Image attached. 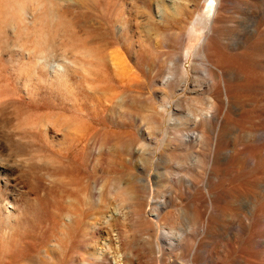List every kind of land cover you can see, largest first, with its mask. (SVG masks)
<instances>
[{
  "label": "rangeland",
  "instance_id": "obj_1",
  "mask_svg": "<svg viewBox=\"0 0 264 264\" xmlns=\"http://www.w3.org/2000/svg\"><path fill=\"white\" fill-rule=\"evenodd\" d=\"M215 3L0 0V264H114L116 245L126 264H150L154 239L157 264H186L207 246L186 219L196 200L208 215L209 189L192 193L184 176L209 177V149L181 134L204 131L195 112L209 107V74L192 64L207 29L195 22ZM220 7V29L237 31L264 0ZM174 60L186 85L166 83ZM196 74L207 79L198 94ZM240 94L237 130L220 135L229 156L217 170L212 255L264 264V88Z\"/></svg>",
  "mask_w": 264,
  "mask_h": 264
},
{
  "label": "bare ground",
  "instance_id": "obj_2",
  "mask_svg": "<svg viewBox=\"0 0 264 264\" xmlns=\"http://www.w3.org/2000/svg\"><path fill=\"white\" fill-rule=\"evenodd\" d=\"M215 1H216L215 5L211 6L208 11H202L198 14V17L195 22L196 28L207 29L205 36H203L204 39L202 43L198 46V48L195 51L196 55L195 54L194 55L196 57L194 58V62L192 64L193 70L205 68V70L209 74V75L206 74V76L207 75L209 76L208 77L209 107L201 108L199 113L195 112L196 115L195 118H197L196 121L199 123L201 122L204 125V131L202 134H200V132H195V131L184 132L181 134V137L184 138L186 143L191 144L197 142L198 140L199 141L201 140L202 144L209 149V153H207L208 151L206 152L208 154V156L206 155L208 159H205L207 161H206V165H204L208 169L207 175H209V177L204 178L202 180H198L197 178H194L189 175L184 176L185 188H187V190H192V189L198 190L201 187H205L206 189L207 188L209 189V198H207L208 197L207 194L205 195L207 196L206 199H209V202H207L209 203L208 215L206 214L207 210L203 209V206L206 205L203 204L202 206L201 202L198 203L197 200L196 201L194 200L195 202H193V204L195 205V207L193 206V209L191 208L192 209L191 212H188L189 214H187L188 219H186L190 221L189 227H192L194 230L196 228L201 229V232L203 233L201 234L202 235L201 237H206L207 235L209 236V242H207L209 245L207 244L206 247H202V248L199 245L196 248L193 247L194 251L192 252L193 254L191 256V260H190L191 263L187 260L188 262L186 264L188 263L212 264V263L222 262V260L219 258L218 260H215L214 256L212 255L213 249L215 247V241H213L212 238L215 235L217 228L219 227V224L214 217V212H215L214 210L217 209L214 200V195H216L217 187H219L218 181L220 180V174H218L217 170L219 169L218 168L219 164H222L221 161L225 162L229 156L226 149L220 146V135L221 133L231 134L234 129L237 130L236 128L238 127V124H236V120L235 119L230 120L229 115L232 114L231 112H233L237 116L244 115L242 110L244 109L245 102L241 98V94H240L241 91L247 88H252V89L264 88V72H262L260 69V66L262 64L264 66V28L262 29L260 25V23L264 21V10L258 11L256 12V14H251L250 17L247 16L246 19L243 20L244 24L241 29L235 31L227 27L226 30L223 31L220 29L218 25L220 18L221 0H215ZM224 38L227 39V42L230 44V48L228 47L229 48L228 50H226ZM173 62L175 66L174 70L171 71L172 72L171 76H169V78L166 77L167 80L165 79L167 85L170 81L177 78L178 79L180 78L182 83H185L186 85V83L189 80V71L185 70L184 73L182 72L183 74L181 73V75L179 76L178 73L179 71H177L176 69V61L174 60ZM200 79H201L200 75L196 74L195 78L192 81L190 92H194L197 94L201 92V90L204 88V84L203 82H200ZM201 80L206 81L207 79H205L204 77ZM175 120H177V118ZM178 121L184 123L180 120ZM261 130H262L261 132L264 134V127H262ZM249 132H250L249 133L250 136H254V135L256 136L258 133L257 131L254 130ZM254 148H257V146L252 147V150L249 152L250 155L249 157H252L254 152L256 151L253 150ZM199 158L201 157H198V159ZM199 164L200 163L197 164L198 168L199 166L203 167L202 164L200 165ZM203 168L206 170L205 167ZM200 175L203 174L200 173ZM202 177L205 176L203 175ZM213 178H215L217 182L213 183L212 180ZM251 208L253 209V207ZM155 209L156 211L154 213H156L157 216L161 218L163 208L158 207ZM205 215L208 216V220L205 219L206 218L204 217ZM171 220L168 219V221ZM231 222L233 223L231 224V227L235 232H238L242 228V223L236 221L235 218H232ZM167 225H163L164 233L170 234L171 236L170 235L169 236L172 239V241L174 240L176 241L177 238L174 237L175 234L174 235L172 234V232L176 229V227L172 224L168 226ZM202 240L205 241V238H203ZM251 241H253V239ZM153 242H154V246L151 247V249L150 248L147 249L146 251L149 253L152 259L150 264H157V261H159L158 254L159 252L162 251V247L157 239L156 240L154 239ZM116 246L118 249L116 250L115 253L114 264H126L124 254L121 253L122 252L121 250H119L120 249L119 246L118 245ZM208 260L209 262H207ZM162 261L165 264L164 258H162ZM223 263L226 264L225 261H223L222 264ZM147 264H149V262ZM237 264H250V260L247 257H242L239 259Z\"/></svg>",
  "mask_w": 264,
  "mask_h": 264
},
{
  "label": "snow or ice",
  "instance_id": "obj_3",
  "mask_svg": "<svg viewBox=\"0 0 264 264\" xmlns=\"http://www.w3.org/2000/svg\"><path fill=\"white\" fill-rule=\"evenodd\" d=\"M209 2L211 3V2H212V0H209Z\"/></svg>",
  "mask_w": 264,
  "mask_h": 264
}]
</instances>
